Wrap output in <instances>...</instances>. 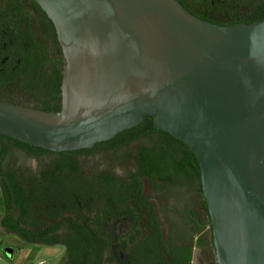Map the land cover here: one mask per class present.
<instances>
[{
  "label": "water",
  "instance_id": "1",
  "mask_svg": "<svg viewBox=\"0 0 264 264\" xmlns=\"http://www.w3.org/2000/svg\"><path fill=\"white\" fill-rule=\"evenodd\" d=\"M36 1L65 59L61 108L0 102V133L74 150L150 116L198 161L217 264H264V19L221 25L178 0Z\"/></svg>",
  "mask_w": 264,
  "mask_h": 264
},
{
  "label": "flooded vegetation",
  "instance_id": "2",
  "mask_svg": "<svg viewBox=\"0 0 264 264\" xmlns=\"http://www.w3.org/2000/svg\"><path fill=\"white\" fill-rule=\"evenodd\" d=\"M178 1L221 25L264 18V0ZM64 64L37 1L0 0V102L60 110ZM183 153L153 119L74 150L0 133V227L30 254L48 249L55 264H217L200 167Z\"/></svg>",
  "mask_w": 264,
  "mask_h": 264
},
{
  "label": "rangeland",
  "instance_id": "3",
  "mask_svg": "<svg viewBox=\"0 0 264 264\" xmlns=\"http://www.w3.org/2000/svg\"><path fill=\"white\" fill-rule=\"evenodd\" d=\"M5 247H11L13 249L12 256H9L4 251ZM29 248L31 250L33 246L20 242L16 244L15 238L0 227V264H38V260L41 258L46 260L45 264H50V260L51 264H55L57 261L56 258H50L48 249H43L39 253L33 252L30 254L29 251H26Z\"/></svg>",
  "mask_w": 264,
  "mask_h": 264
},
{
  "label": "trees",
  "instance_id": "4",
  "mask_svg": "<svg viewBox=\"0 0 264 264\" xmlns=\"http://www.w3.org/2000/svg\"><path fill=\"white\" fill-rule=\"evenodd\" d=\"M262 19H264V18H262ZM262 19H258V20H262ZM254 21H256V20H254ZM52 71H53L52 74H54V76H56V78H60L61 77V71H60V69L58 67L54 66ZM143 122H152V118L146 116V117L143 118ZM182 145L186 148V151H187V153H183V157H184L183 160H185V158L186 159H190V158L193 159L195 161L196 165H197V168L199 169V165L197 163V159H196L194 153L192 151H190L189 148L184 143H182ZM170 164H171L170 158L167 155L166 161H165L166 171L169 170V168H170L169 166H171ZM179 172L180 173L181 172H185V163L182 164V166L180 167ZM199 172H200V170H199ZM165 173L166 174H164V176L167 177L168 176V173L167 172H165Z\"/></svg>",
  "mask_w": 264,
  "mask_h": 264
}]
</instances>
